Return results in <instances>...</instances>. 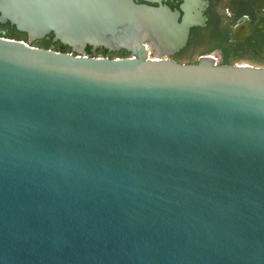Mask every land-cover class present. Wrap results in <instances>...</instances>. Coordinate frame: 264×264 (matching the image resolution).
Masks as SVG:
<instances>
[{
  "label": "water",
  "instance_id": "1",
  "mask_svg": "<svg viewBox=\"0 0 264 264\" xmlns=\"http://www.w3.org/2000/svg\"><path fill=\"white\" fill-rule=\"evenodd\" d=\"M144 1L0 0V264H264V67L169 59L205 3Z\"/></svg>",
  "mask_w": 264,
  "mask_h": 264
},
{
  "label": "flooded vegetation",
  "instance_id": "2",
  "mask_svg": "<svg viewBox=\"0 0 264 264\" xmlns=\"http://www.w3.org/2000/svg\"><path fill=\"white\" fill-rule=\"evenodd\" d=\"M137 4H151L144 0H134ZM204 2L203 16L205 17V25L203 27H194L190 30L189 40L184 49L170 56L169 59L181 62L185 60V64L197 63L202 57H212L220 64L225 63L230 65L246 64L255 67H264V52L259 51L261 45V34L264 32V24L262 17L258 16L254 19L248 14H239L241 8L239 3L228 5L229 0H198V3ZM182 2L180 0H162V5L168 6L172 10H180ZM232 8V10H231ZM182 14V13H181ZM226 14V16H224ZM249 23V35L243 37H233V32L236 27ZM9 23L0 24L7 26ZM211 26L212 33L218 35L219 40L223 41L222 46L209 50L207 40L209 34L207 28ZM5 32V29L0 27V34ZM120 55L131 57V53L120 50L117 51ZM119 55V56H120Z\"/></svg>",
  "mask_w": 264,
  "mask_h": 264
},
{
  "label": "trees",
  "instance_id": "3",
  "mask_svg": "<svg viewBox=\"0 0 264 264\" xmlns=\"http://www.w3.org/2000/svg\"><path fill=\"white\" fill-rule=\"evenodd\" d=\"M239 3L240 9L239 14H248L253 19L255 17H262V22L264 24V0H229L228 5H231L232 3ZM232 10V8H231ZM226 16V14H224ZM1 28L5 29V32L2 33V36L9 39H15L19 41H27V35L24 33H21L17 31L15 27H12L10 24L7 26L0 25ZM211 26H208L207 31L209 34V40H207L209 50H213L215 48H219L222 46L223 41L219 40L218 35L221 34L222 31L219 32V34L216 35L213 34L212 30L210 29ZM261 37V45L258 47L259 51L264 52V32L260 35ZM54 35L51 33L45 38L41 40H35L32 43L33 47H37L44 50H53L55 52H62V53H71V49L67 46H64L59 41L53 42ZM87 55L89 56H95V57H103V58H109V59H115V58H128L125 56L120 55V53L117 52H108L104 48H98L96 50H92L91 47L86 48ZM120 55V56H119ZM177 61V60H175ZM178 62V61H177ZM196 64V63H194ZM224 65H230L225 63Z\"/></svg>",
  "mask_w": 264,
  "mask_h": 264
},
{
  "label": "rangeland",
  "instance_id": "4",
  "mask_svg": "<svg viewBox=\"0 0 264 264\" xmlns=\"http://www.w3.org/2000/svg\"><path fill=\"white\" fill-rule=\"evenodd\" d=\"M185 60H187V59H182L181 63L185 64V62H186Z\"/></svg>",
  "mask_w": 264,
  "mask_h": 264
}]
</instances>
